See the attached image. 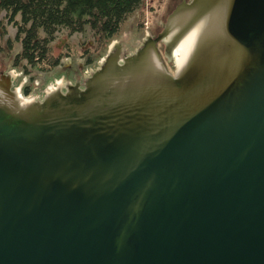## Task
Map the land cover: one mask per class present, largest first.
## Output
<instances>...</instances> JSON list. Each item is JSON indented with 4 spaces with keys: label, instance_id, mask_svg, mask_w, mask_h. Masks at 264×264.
Here are the masks:
<instances>
[{
    "label": "water",
    "instance_id": "obj_1",
    "mask_svg": "<svg viewBox=\"0 0 264 264\" xmlns=\"http://www.w3.org/2000/svg\"><path fill=\"white\" fill-rule=\"evenodd\" d=\"M14 79L0 264H264V0H182L43 99Z\"/></svg>",
    "mask_w": 264,
    "mask_h": 264
},
{
    "label": "rangeland",
    "instance_id": "obj_2",
    "mask_svg": "<svg viewBox=\"0 0 264 264\" xmlns=\"http://www.w3.org/2000/svg\"><path fill=\"white\" fill-rule=\"evenodd\" d=\"M175 1L178 0H145L112 39H105L90 25L81 32L60 30L51 44L52 56H60L59 63L48 71L30 65L25 67V60L15 65L22 45L15 39L16 27L5 22L0 25V69L15 73L14 86H19L24 95L43 99L49 85L61 82L64 87L75 80L84 82V75L98 67L113 41H122L123 53H128L139 44L146 32L157 34L162 30V21L167 19ZM5 14V11L0 12V21L4 20ZM89 57L92 59L90 63L87 61ZM167 62L170 65L171 61ZM27 86L30 91L26 94L24 90Z\"/></svg>",
    "mask_w": 264,
    "mask_h": 264
},
{
    "label": "trees",
    "instance_id": "obj_3",
    "mask_svg": "<svg viewBox=\"0 0 264 264\" xmlns=\"http://www.w3.org/2000/svg\"><path fill=\"white\" fill-rule=\"evenodd\" d=\"M144 2L145 0H0V12L6 13L0 25L12 23L17 29L15 39L21 43L22 48L15 58V65L25 60V67L30 65L48 71L59 63L60 56H52L51 44L60 30L81 32L90 25L105 39H112L127 18ZM87 61L90 63L92 59L89 57ZM24 91L29 93V86Z\"/></svg>",
    "mask_w": 264,
    "mask_h": 264
},
{
    "label": "flooded vegetation",
    "instance_id": "obj_4",
    "mask_svg": "<svg viewBox=\"0 0 264 264\" xmlns=\"http://www.w3.org/2000/svg\"><path fill=\"white\" fill-rule=\"evenodd\" d=\"M182 0H180L179 2H177V3H175L174 5H173V9L171 10V12L175 9V7L181 2ZM187 1H189V0H187ZM170 11H169V14L171 13ZM168 14V15H169ZM151 33V32H150ZM146 34V33H145ZM144 34V35H145ZM152 35H154V36H156L154 33H151ZM158 45H159V48H160V50H161V53L162 54H164V44L163 43H158ZM164 61H165V63H166V66H167V68L170 70V71H172V72H174V70H175V67H174V62L173 61H171L172 63V65L170 64L169 65V63L167 62L168 60L166 59V58H164ZM7 72H5V71H3V70H0V77L2 76V75H4V74H6ZM76 81V80H75Z\"/></svg>",
    "mask_w": 264,
    "mask_h": 264
},
{
    "label": "bare ground",
    "instance_id": "obj_5",
    "mask_svg": "<svg viewBox=\"0 0 264 264\" xmlns=\"http://www.w3.org/2000/svg\"><path fill=\"white\" fill-rule=\"evenodd\" d=\"M175 56V55H174ZM177 56H181V53H177Z\"/></svg>",
    "mask_w": 264,
    "mask_h": 264
},
{
    "label": "built area",
    "instance_id": "obj_6",
    "mask_svg": "<svg viewBox=\"0 0 264 264\" xmlns=\"http://www.w3.org/2000/svg\"><path fill=\"white\" fill-rule=\"evenodd\" d=\"M26 96V95H25ZM26 97H31V96H26ZM38 99H40V98H38Z\"/></svg>",
    "mask_w": 264,
    "mask_h": 264
}]
</instances>
